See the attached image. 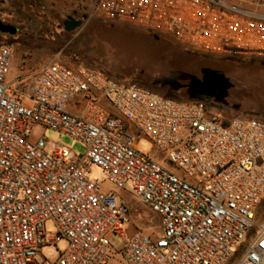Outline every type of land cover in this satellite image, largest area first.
<instances>
[{
  "label": "built area",
  "instance_id": "1",
  "mask_svg": "<svg viewBox=\"0 0 264 264\" xmlns=\"http://www.w3.org/2000/svg\"><path fill=\"white\" fill-rule=\"evenodd\" d=\"M102 6L109 18L193 45L207 47L215 37L234 42L243 28L255 39L256 29L227 15L219 1L106 0ZM13 52L0 46V264H112L108 236H123L128 210L89 180L87 164L112 186L130 187L160 218L161 237L135 231L126 238L125 264H264V225L255 223L264 202V119L221 121L203 103L165 97L83 63L40 67L28 91V75L8 79ZM74 97L89 104L86 114L67 111ZM34 126L82 142L85 153L32 140ZM140 138L160 155L142 153ZM49 220L53 233L45 230ZM247 237L243 253L235 254ZM61 241L66 248L54 262L38 260L43 248Z\"/></svg>",
  "mask_w": 264,
  "mask_h": 264
},
{
  "label": "rangeland",
  "instance_id": "2",
  "mask_svg": "<svg viewBox=\"0 0 264 264\" xmlns=\"http://www.w3.org/2000/svg\"><path fill=\"white\" fill-rule=\"evenodd\" d=\"M105 1L0 0V4L16 17L15 21L26 26L18 39L0 41V46L11 45L14 51L8 79L13 81L21 74L28 75L23 82L24 88L29 91L31 76L46 64H90L92 62L87 52L92 49L95 39L94 28L114 27L133 33L113 40V52L119 63L131 64L135 68V75L127 83H135L170 97L173 94L160 86L170 84L175 94H185L189 88L205 91L208 102L204 106L207 112L221 121L238 116L264 119V0H214L227 4V15H239L242 24L250 23L256 29L255 39L243 28L239 40L225 43L220 37H215L207 47L193 45L173 33L144 28L124 19L109 18L102 6ZM41 10L46 16L41 14ZM37 16L41 18L38 20ZM67 16L82 20V27L68 34L59 31L56 24ZM33 21L37 22L36 27ZM244 41L248 44L245 45ZM249 41L253 43L249 44ZM14 87L23 91L18 84ZM66 109L84 115L89 111V104L74 97L68 101ZM105 109H109V106L105 105ZM31 133L32 140L41 137L49 148L61 145L75 156L85 153L86 147L82 142L61 132L34 126ZM137 146L147 156L160 155L145 138H140ZM85 170L89 180L100 183L104 192L114 193L117 200L124 201L128 210L129 225L123 236H108L111 263L125 264L121 249L126 238L135 231H141L152 239L161 237L160 218L143 206L130 187L119 189L112 186L106 181L102 170L95 165L87 164ZM255 223L264 225V202L258 209ZM45 230L47 233L55 231L51 220L45 223ZM248 240L247 237L244 242L234 246L233 252L242 254ZM65 248V241L45 247L38 254V260L54 262Z\"/></svg>",
  "mask_w": 264,
  "mask_h": 264
},
{
  "label": "trees",
  "instance_id": "3",
  "mask_svg": "<svg viewBox=\"0 0 264 264\" xmlns=\"http://www.w3.org/2000/svg\"><path fill=\"white\" fill-rule=\"evenodd\" d=\"M94 29L95 31L93 33V36L95 39L92 45V49L87 52L92 63L87 65L105 72L112 79L123 82L129 81L135 75L134 65L119 63V60L115 57L113 52L115 49L113 40H116L118 37L123 38L125 34L131 35L132 32L116 29L114 27L104 29L95 27ZM154 37L163 39L164 41H168L164 37L158 35H155ZM105 48H108V50ZM144 81L147 82V80ZM173 85L176 86L177 84ZM160 88H163L166 90V92L173 94V96L171 97L160 94L165 97L203 104L208 102L205 91H194L189 88L187 89L185 94H175L171 89L170 84L160 86Z\"/></svg>",
  "mask_w": 264,
  "mask_h": 264
},
{
  "label": "flooded vegetation",
  "instance_id": "4",
  "mask_svg": "<svg viewBox=\"0 0 264 264\" xmlns=\"http://www.w3.org/2000/svg\"><path fill=\"white\" fill-rule=\"evenodd\" d=\"M40 12H42V10ZM37 13H38V11H37ZM41 14H43V16H46L43 12ZM40 18H41L40 16L39 17L37 16L36 19L39 20ZM71 18L76 19V20H79L78 18H75V17H71ZM65 19L61 20L60 23H57L56 26H57V29L59 31H62L64 34H68L67 32H65L63 30V21ZM15 20H16V17L13 15V13L12 12H8L2 6V4H0V26H9V27H12V28L15 29V33L12 34V35L11 34H8V33L0 32V41L8 40V39L16 40V39H18L21 36V34L23 32V28H25L26 26L20 25ZM35 23H37V22L33 21V26L36 27Z\"/></svg>",
  "mask_w": 264,
  "mask_h": 264
},
{
  "label": "water",
  "instance_id": "5",
  "mask_svg": "<svg viewBox=\"0 0 264 264\" xmlns=\"http://www.w3.org/2000/svg\"><path fill=\"white\" fill-rule=\"evenodd\" d=\"M83 25L82 20H76L68 16L64 21H63V30L67 33L73 32L79 28H81ZM0 32L3 33H8V34H14L15 29L9 26H0Z\"/></svg>",
  "mask_w": 264,
  "mask_h": 264
},
{
  "label": "crops",
  "instance_id": "6",
  "mask_svg": "<svg viewBox=\"0 0 264 264\" xmlns=\"http://www.w3.org/2000/svg\"><path fill=\"white\" fill-rule=\"evenodd\" d=\"M72 113V112H71Z\"/></svg>",
  "mask_w": 264,
  "mask_h": 264
}]
</instances>
